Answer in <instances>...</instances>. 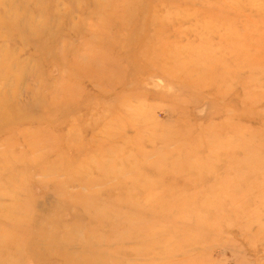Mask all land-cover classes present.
<instances>
[{"label": "rangeland", "instance_id": "rangeland-1", "mask_svg": "<svg viewBox=\"0 0 264 264\" xmlns=\"http://www.w3.org/2000/svg\"><path fill=\"white\" fill-rule=\"evenodd\" d=\"M1 1L0 17L2 13L11 20L20 16L22 25L24 18L40 23L41 14L47 23L31 33L27 23L23 38L0 22V68H9L7 74L1 73L0 93L10 94L8 102L17 108L16 116L21 120L9 128L2 126L0 153H6L8 140H13L12 155L34 161L27 166V175L20 174L27 164L18 162L14 173L20 175L13 185L1 183L2 213L10 214L13 207L19 222L16 226L0 219V240L4 243L0 245L1 264H64L55 251L43 253L38 244L37 250L22 247L17 252L10 240L14 232L22 230L20 239L28 244L32 230L38 235L46 232L54 227L51 221L56 218L58 227L49 229L53 239L75 238L76 229L83 224L93 232L85 236L91 240L100 237L101 249L123 250L91 262L81 246L72 245L64 250L74 264H86L84 260L87 264H264V0H148V10L157 13L161 21L152 24L141 19L135 0H95L100 4L94 0ZM125 9L134 13L129 21ZM110 13L114 15L107 21L106 41H101L103 46L108 41L109 45L102 52L122 71L121 82H116L117 74L110 83L69 80V54L86 60L89 53H100L94 50L97 45L92 38L99 37L94 29L98 18L104 20ZM119 17L128 22L130 31L142 26L137 41L151 37L146 47L142 43L126 46L135 34L117 40ZM47 40L51 54H42L41 43ZM163 45L171 52L167 55H179L178 64L191 60L202 65L201 69L211 65L210 74L225 72V76H215L219 82L211 86L209 74H201L200 83L197 79L181 81L176 71L161 69L159 52ZM145 48L147 57H152L149 68L135 57ZM53 53L62 57L60 69ZM252 65L257 68L254 72L248 69ZM199 72H194L195 77ZM150 75L157 79H150ZM67 83L71 84L69 90ZM70 92L73 97L69 99ZM132 95L139 98L131 105L140 116L138 125L125 115L127 120L122 119L119 129L128 142H109L118 146V156L102 157L98 148L93 150L98 166L114 160L113 165L119 168L114 170L117 180L110 177L94 187L78 185L76 170L85 173L89 169V178L97 177L96 165H86L80 155L91 154L94 143L102 144L106 122L120 119L124 111L119 104ZM50 105L58 112L50 113ZM16 116L13 113L15 122ZM133 125L136 128L130 127ZM59 135L69 139L73 153L79 144L90 146L82 150L83 154L71 156L64 144L50 149ZM47 136L52 140L46 139L45 146L30 145L35 137ZM69 159L71 167L67 165ZM120 160L126 164L121 170ZM256 163L261 166L254 168ZM131 164L134 172L129 171ZM5 169H0V178L11 173ZM115 183L126 186V191L115 189ZM132 191L139 204H160L165 211L160 209L163 214L158 218L146 214L143 228L151 227L153 232L138 243L117 242L106 227L95 229L92 216L85 210L102 214L118 208L116 211L130 213L124 207ZM78 195L87 200L78 204ZM110 196L119 199L120 205L109 204ZM181 204L188 205L189 210L171 209ZM72 226H76L75 231L66 232L65 228Z\"/></svg>", "mask_w": 264, "mask_h": 264}, {"label": "bare ground", "instance_id": "bare-ground-1", "mask_svg": "<svg viewBox=\"0 0 264 264\" xmlns=\"http://www.w3.org/2000/svg\"><path fill=\"white\" fill-rule=\"evenodd\" d=\"M135 1L138 4V8H139V13L138 14L141 16L142 20H146L148 24L155 23V21H156V23L157 22H161L157 18V13L149 11L150 10L149 7H150L151 4L147 3L148 0H144L141 3H139L138 0H135ZM93 2H94V4L97 3V2H95V0ZM130 2L133 3V1H130ZM2 3H4V2H2L0 0V7H1ZM97 4H100V3H97ZM97 7L101 10V7L99 5H97ZM96 14H98V11H97ZM124 14H125L126 20L128 18V21H129L133 17L134 13H131V10H126V13H124ZM113 15H114L113 13H110L109 16H106V18L104 20H102L101 18L100 19L98 18V20H100V22L97 21V24H96V28L97 29H94L95 33H96L97 30L99 32V37L98 38H92V40H94V42H96L95 44L97 45V48L94 47L95 48L94 50H98L99 52L101 51L100 53H97V51L91 52V53L88 54V59H86V60L82 59L79 56H74V57L71 58V54H69L70 59L67 60V64H68L67 65V70H68L67 71V78L69 80H71L73 82L76 81V83H77V81L80 82L81 80H90V79L93 80V79H96L98 81H103L104 80V81L110 83L112 77L117 74L116 75L117 76L116 77V82L117 81L121 82L120 76L122 74V71L121 70L118 71L119 68H117L116 64L113 61H111L110 59H108L107 56L104 55L105 53L103 54V52H102V50L107 49V47L109 45V41H108L107 46H103L104 44H102L101 41L102 42L106 41V35H103V34L106 31V25H107L108 18H110ZM143 17H145V19H143ZM39 19H40V23H37L36 20H33V18H27V19L24 18V24L20 25V22L22 20L20 16H19V18L17 20H11V19L8 18V16L5 15V13H2V15L0 17V22L5 23L7 28H8V30L12 31V29H13L18 34H20L23 38H25L26 37L25 33L27 32V29L25 28V25L27 23H28V26H30L29 27L30 30L28 31L29 33H31V31L38 30L37 27L42 28V27H44L45 24H47L46 20H44V18H43V16H41V14H39ZM119 20L120 21L117 22L119 25L116 26V37H117L118 41H122L126 37H133V35L135 34V38H134L133 42L126 43V46L130 44L128 46L130 48L132 46H137V45H139L141 43L143 44V47L147 46V44H148L149 40L151 39V37H143L142 39L139 40V42L137 41L138 37L140 36V33H142V26H139V27H137V28H135V29L130 31V30H128V22L125 23L122 19H120V17H119ZM32 23H35V26L31 27ZM15 26H17V27H15ZM79 27H77V28H79ZM120 37H124V38L121 39ZM99 41H100V43H99ZM47 43H49L48 40L45 41V43H41L42 54H51L50 53L51 50L46 46ZM114 44H116V43H114ZM169 52L170 51H169L168 47H166L165 45L161 46V50L159 52L160 56L162 58L161 69L163 71H165L166 73H167L168 70H171V71L174 70V72L176 71V74H178L179 79L181 81H183V82H186V81L191 82V80L195 81L197 79L196 81L198 83H200V79H201L200 75L203 74L204 76H206V75L209 74L208 79L211 80V81L208 84L211 86V85H214L217 82H219L218 79L214 78L215 76H218L220 79H222L225 76V72H221L219 75L210 74L211 71L213 72L211 65L208 66L206 69H201L202 65H200L199 63L194 64L195 61L192 62L191 60H187V62H184L183 64H181V63L178 64L176 62V59H179L178 58L179 55L177 53H174V54L172 53V54H168L167 55L166 53H169ZM147 53H149V51L147 50V48H145L143 50L138 51V53L135 55V57H136V59H140L142 62H144V65L149 68L151 60H152V57H147V55H146ZM189 54H191V53H189ZM53 57H54V62L57 64V67L60 66L61 62L63 61L61 55L53 53ZM136 59H127V60L135 61ZM153 59H154V57H153ZM169 63L172 64L171 67H170L171 69L167 68V66H166ZM202 64H204V63L202 62ZM189 66H191L192 69H189L188 68ZM248 69L250 71H252V72L257 70V68H255L254 65L249 66ZM199 70H201L202 72L200 73ZM259 70H263V69H259ZM8 72H9V68L8 67L4 66V67L0 68V76H2L4 74H7ZM194 72H199L197 77H195ZM1 73H2V75H1ZM193 77H195V78H193ZM149 78L150 79H153V78L157 79V76L156 75H150ZM18 80H19V78H18ZM204 85H207V84H204ZM65 87H66V89L69 90V89H71V84L67 83L65 85ZM154 87H156V85H154ZM93 88H95V87H93ZM152 89H154V88H152ZM146 90H148V89H146ZM72 97H73V94H72V92H70V94H69V96L67 98L70 99ZM9 98H10V94L9 93L5 94V95L4 94L1 95V93H0V131H1V128H2L3 125H5L6 128H9L11 126V124L13 125V123H18V122L21 121L16 116L17 108L12 106V105H10V103L8 102ZM138 99L139 98L136 95L135 96L132 95L131 97H128L127 99H125L123 102H121L119 104V107H121V109L124 112H120V116H119L120 119H118V120H109V121L106 122L105 129L102 130L104 141L99 146L94 143L93 147H91L89 149V151L92 152L91 154H83V151H82L83 149H86L88 146H90V143L89 144L88 143L79 144L77 147L79 148L80 151L79 150H75V152L73 153L72 152L73 148L71 147V145L69 143V139H67V138L65 139L61 135L56 137L57 139L54 138L55 139V141L53 140L54 143L49 145L50 149H56L58 147L57 146L58 144L60 146H63V144H64L66 149L68 150L67 155L69 154V156H71L73 154L75 155L76 153L77 154L81 153L84 156L80 155V158L82 156L81 160L83 162H86V165H93V164L96 165V170L95 171H97V177L94 180H91L89 178L91 176V174L89 173L90 172L89 169H87V172H85V173H83V172H81L79 170H76V177L78 179H81V177H83V179L81 181L77 179V182H79V183H77L78 185L84 186V187L85 186H93L94 187V186H98L99 184L103 183L104 181H108L110 177H113V178H115L117 180V177L114 174V170H118L119 168H116V165L115 166L113 165V164H115V162H113L114 160L110 161V163H108L106 165L98 166L100 163L97 161L98 159H96L94 157L96 153L93 152V150H94V148H98L101 151V153H102V154H100V156H102V157L103 156H107V155H112V156L116 155V156H118L117 151H116V147H118V146L117 145H115V146L114 145H110L109 142H111V141L115 142L116 141V142H122L124 144H126L125 142H128V140L123 137V135H122V133H121V131L119 129L123 127V125H122V121L123 120L122 119H126L125 115L128 116V118H130V121H134V123H136L135 124L136 126L138 125V121L137 120L140 119V116L137 115L136 108L131 106V105L139 102ZM106 105H107V103H106ZM73 106H75V105H73ZM73 106L71 108H74ZM52 107L53 106L50 105V111H49L50 113L58 112L57 107L51 109ZM76 110H77V108L74 111H76ZM125 112L127 114H124ZM13 113H14V115L16 116V118L18 120L17 122H15V118L12 117ZM19 113L20 112H18V114ZM5 116L8 117V120H6ZM36 118L38 120L41 119V117H39V116L36 117ZM135 125L130 126V127L131 128H136ZM6 130H5V132H6ZM117 131H119V132H117ZM133 131H134V129H133ZM43 138L44 137H41V138L40 137H35L34 140L30 141V145H32V146L34 145L33 148H35V146H37V145L45 146V143H48L46 141V139H49V141L52 140L48 136L45 139H43ZM212 138H214V137L212 136ZM161 141H163V140L161 139ZM115 144H117V143H115ZM13 146H14L13 140H8V142L6 144V150H7V151H5L6 153H0V169H5V168L8 169V170L11 169V173H9V174L6 173V175H4V174L1 175L2 178H0V189L2 188V185H3L1 183H4L6 186L10 185V184L13 185L15 183V181L18 179V175H20V174L27 175L26 174V172L28 171L27 170V166L31 167V164H33V162H34V161H31V160L25 162L26 160L24 161V159H22V158L18 159L17 157L12 155V151L11 150H12ZM113 159H115V158H113ZM20 161H23V162H25L27 164V165L24 166V169H23L24 172L22 171L20 174L14 173V167L18 164V162L20 163ZM67 165L69 167L72 166V162H71L70 159L68 160ZM118 166H120V170L124 169L125 166H126L125 160L124 161L120 160ZM260 166L261 165L259 163H256L254 168H259ZM134 170L135 169L133 168V166L131 164V167H129V171L130 172H134ZM12 171H13V173H12ZM124 181L125 180H122L123 183H124ZM118 184H120V183H118ZM116 185L117 184L115 183V185H114L115 189L120 188V190L126 191V186L120 185V187H118ZM133 188H135V187H133ZM133 193H134V191H132V193H131V199L130 200L128 199L129 201L125 202L127 204L124 207L126 209H129L131 214L129 212H125L124 213V212L116 211L118 208H116V210L113 209L110 212H106V213L103 212L102 214L100 212H97L99 210H97L95 212H91V214H90V210H88L89 208L86 209L85 210V211H87L86 214H89L93 218V224L95 225L94 228L95 229H103L104 227H106L109 230L110 236L113 237L117 242L123 241V240H126V241L133 240V241L138 243L142 237L146 236L148 233H152L153 231L151 230V227L145 228L146 230L143 228L144 226L146 227V225H145L146 224V222H145L146 221V214H147V216H149V212H150L151 215H153V217L158 218V217H160L163 214V213L160 212V209H163V206L160 205V204L159 205H146V204L144 205V203L143 204H139L138 203L139 201L138 202L135 201ZM91 195H94V194H91ZM146 197L147 196H145L144 199H146ZM84 199H86V198L85 197L82 198L81 195H78L75 198V200L78 201V204H81L82 200L84 202ZM89 199H91L90 196H89ZM153 200H154V198H153ZM97 201H95V202H97ZM118 201H119V199H118ZM118 201L115 200V198L113 196H110V198L108 200L109 204L110 203H112V204L119 203ZM171 201H172V199H171ZM85 202L87 203V201H85ZM144 202H145V200H144ZM147 202H148V200H147ZM147 202H145V203H147ZM94 205H95V203H94ZM118 205H120V203ZM89 206L91 207V204ZM143 206H145L147 208H145ZM174 208L181 209L183 212H185L186 210H189V206L188 205H184V204H181V206H178V207L172 206L171 209H174ZM3 209H4V206H0V213H2ZM133 209H136L139 213L138 212H133ZM163 210L165 211V209H163ZM135 213H138L139 215H134ZM17 214L18 213H16L13 210V207H11L10 214H8L7 211H6L5 213H2V216H0V219H3L5 222H12V223H14V225L17 226L19 224V222L17 220L18 217L14 216V215H17ZM106 214H107L108 217H106V219H105ZM142 214H143V217H142ZM43 218H45V217H43ZM51 222L54 223V227H58L59 220L57 218L55 220L51 221ZM77 226H79V223H78ZM80 226H81V228H77L76 231H75V227L76 226L65 228L66 232H68V233H70L72 231L76 232V234H77L76 236L77 237L71 238V239L70 238H68V239L67 238H63V239L59 238L58 240L55 239V238L53 239L51 236H49V232H50L49 229L50 228H54V227H48L46 229V232L45 231L41 232V234H39V235H38V233H34V231L32 230V234L30 235L31 236V240H30V242H28V244H26L25 242L22 241V239H20L21 235L24 233V231H22V230H18L16 233L14 232V234H12L10 236V240H12V247H14L17 252L22 247L24 249H28V251H30V252L34 251V250H37L36 246L39 244L41 246V252L48 253L50 251H55L56 254H60L62 256V257L59 256V257H61V261H65V263H69V264H74V262H72L69 259L70 258V253H68V251L64 250V249L70 248L72 245L81 246L83 248L82 250L85 251L86 254L90 255V257H88L86 260L87 261H91V262L93 260H95V261L99 260V262H100L101 259H102V256H105V255H106L105 257H107L109 255L115 256L116 253H120V252L123 251L119 247H117L114 251H108V250H105V249H101L102 245L100 244V242H101L100 237H96V238H93V240H91L92 238H88V236H85V235H86L87 232L92 235V233H93L92 230L88 229L89 227L87 228L83 224H80ZM77 232H79L80 235ZM84 233H85V235H84ZM79 236H82L83 240H81L79 238ZM144 239H146V238H144ZM1 244L3 245L4 243H2V241L0 240V245ZM139 247H141V246H139ZM127 250H128V248H127ZM135 251L139 252L137 250H134V252ZM139 253L142 254L141 252H139ZM138 254H136V255H138ZM86 260H84V262L87 264L88 262ZM0 264H1V261H0Z\"/></svg>", "mask_w": 264, "mask_h": 264}]
</instances>
